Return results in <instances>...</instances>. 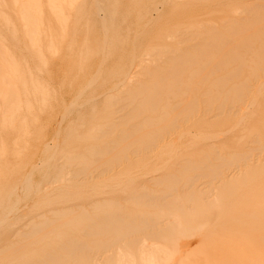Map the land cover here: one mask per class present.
I'll list each match as a JSON object with an SVG mask.
<instances>
[{
    "label": "rangeland",
    "instance_id": "1",
    "mask_svg": "<svg viewBox=\"0 0 264 264\" xmlns=\"http://www.w3.org/2000/svg\"><path fill=\"white\" fill-rule=\"evenodd\" d=\"M261 4L0 0V264H264Z\"/></svg>",
    "mask_w": 264,
    "mask_h": 264
},
{
    "label": "bare ground",
    "instance_id": "2",
    "mask_svg": "<svg viewBox=\"0 0 264 264\" xmlns=\"http://www.w3.org/2000/svg\"><path fill=\"white\" fill-rule=\"evenodd\" d=\"M256 6H257V5H256ZM251 8H252V7H251ZM250 10H251V9H250ZM248 12H249V14H250L251 11H248ZM252 12H254V13H256V14L258 13V14L260 15V17H259V15L257 14V17H259V18L256 19V20H254V21L252 22V24H256V25H259L260 27H264V4L258 5L257 7L253 8V11H252ZM248 23H249V22H248ZM250 25H251V24H250ZM234 26H235V25H234ZM236 26H237V27H236ZM236 26H235V28L237 29L239 26H238V25H236ZM244 27H245V25H244ZM256 27H257V26H256ZM245 28H247V27H245ZM242 29H243V27H242ZM252 29H253V28H252ZM232 30H233V29H232ZM238 30H239V29H238ZM211 32H212V31H211ZM241 33H243V31H242ZM211 34H212V33H211ZM219 35H220V33H219ZM221 35H222V34H221ZM214 36H215V35H214ZM216 37H217V36H215V38H214L213 40L210 41V42H212V45H214L215 42H216L215 45H218L220 42L222 43V41H225V40H226L225 42H227V41L231 40V38H230L229 40H227V38H225V36H224V38H223V37H220V36H218L217 38H216ZM215 39H216V40H215ZM243 43H244L243 45L246 46V48H247V47H251V45L253 44L252 41H248L246 38H245V39L243 38ZM204 45H205V44H204ZM238 45H239V43H238ZM240 45H241V43H240ZM221 46H222V45H221ZM241 46H242V45H241ZM244 46H243V47H244ZM262 46H263V45H262ZM205 47H206V46H205ZM217 47H218V46H217ZM243 47H242V48H243ZM218 48H219V47H218ZM236 48H237V47H236ZM239 48H240V46H239ZM263 48H264V47H263ZM223 49H224V48H223ZM224 50H225V49H224ZM224 50H223V51H224ZM261 50L264 52L263 49H261ZM202 51H203V50H202ZM207 51H208V50H207ZM219 52H220V51H219ZM232 53H233V55H232V58H231V59H234V58H235V59H237V60H241L240 62H243L242 56H240V52H238V49H237V51H235V53H234V52H232ZM203 54L207 57V56H209L210 52H209V54H208V52H207V53L204 52ZM217 54H218V53H217ZM221 54H223V53H220V55H221ZM227 54H228V53H227ZM229 55H230V54H229ZM184 56H185V55H184ZM184 56H183V57H184ZM211 56H212V55H211ZM214 56L216 57V55H214ZM224 56H226V55H224ZM224 56L222 55V58H224ZM227 56H228V55H227ZM227 56H226V58H227ZM233 56H234V58H233ZM219 57H220V56H219ZM210 58H211V57H210ZM210 58H209V60H210ZM212 58H213V56H212ZM220 58H221V57H220ZM263 58H264V57H263ZM263 58H261L262 61H263ZM188 59H189V56H188ZM188 59L186 58V60H188ZM215 60L217 61V59H215ZM215 60H214V58L212 59V61H214V62H213V66H214ZM225 60H226V59H225ZM256 60H257V59H256ZM189 61H190V60H189ZM218 61H220V62H218ZM218 61H217L216 63H221V60H220L219 58H218ZM223 61H224V59H222V62H223ZM233 61H234V60H233ZM177 62H178V61H177ZM179 62H181V61L179 60ZM193 62L197 64L196 60H195V61L192 60V63H193ZM209 62H210V61H209ZM246 62H247V61H246ZM194 63H193V64H194ZM216 63H215V64H216ZM243 63H244V62H243ZM261 63H262V62H260L259 65H261ZM181 64H182V63H181ZM207 64H208V63H207ZM207 64H206V65H207ZM210 64H212V62H210V63L208 64L209 66H205V67H207V68L210 69ZM223 64H224V63H223ZM256 64L258 65V61L256 62ZM194 65H195V64H194ZM219 65H220V64H219ZM243 65H244V64H243ZM200 66H201V65H200ZM215 66H218V65H215ZM205 67H203V68H205ZM211 67H212V65H211ZM203 68H202V70H203ZM207 68H206V70L204 69L203 71L207 72V71H208ZM217 68H218V67H217ZM237 68H238V67H237ZM240 68H241V65H240L239 69H240ZM172 69H173V68H172ZM197 69H198V68H197ZM211 69H212V68H211ZM174 70H176V67H175ZM180 70H181V69H180ZM202 70L199 71V69H198L196 72H199L198 74L200 75V74H201L200 72L204 73ZM234 70H235V69H234ZM165 71H166V70H165ZM171 71L173 72V70H171ZM176 71H177V70H176ZM235 71L237 72V70H235ZM239 71H240V70H239ZM156 72H157V71H156ZM168 72H169V71H168ZM168 72L166 71V73H165L167 76H168ZM172 72H171V73H172ZM174 72H175V71H174ZM174 72H173V73H174ZM158 73H159V72H158ZM234 73H235V72H234ZM238 73H240V72H238ZM156 74H157V73H156ZM163 74H164V73H163ZM163 74H162V75H163ZM204 74H205V73H204ZM229 74H230V73L228 72V75H229ZM171 75H173V76L175 75V78L178 79L177 76L179 75V72H177V74L174 73V74H171ZM171 75H169V76H171ZM181 75H182V74H181ZM232 75L234 76L233 72H232V74H231V77L229 76L230 79L232 78ZM160 76H161V75H160ZM173 76H172V77H173ZM203 76H204V75H203ZM226 76H227V75H226ZM226 76H224V77H226ZM161 77H162V76H161ZM192 77H193V75H192ZM224 77H222V78H224ZM222 78H220V79H222ZM162 79H163V80H164V79L166 80L165 77H164V78L162 77ZM191 79H192V78H191ZM220 79H219V80H220ZM227 79H228V77H226V80H227ZM163 80H162V81H163ZM222 80H224V82H225V79H222ZM222 80H221V81H222ZM175 81H176V79H175ZM229 81H230V80H229ZM229 81H227L226 83H228ZM163 82H164V81H163ZM172 82H173V81H172ZM190 82H191V80H190ZM224 82H223V84H224ZM221 83H222V82H221ZM156 85H157V83H156ZM173 85H174V84H173ZM181 85H182V84H181ZM191 85H194V84H191ZM224 85H226V84H224ZM246 86H247V85H246ZM156 87L159 88V86H156ZM163 87H164V86H163ZM190 87H191V86H190ZM168 88H169V87H168ZM222 88H223V87H222ZM234 88H235V87H234ZM247 88H248V87H247ZM154 89H155V88H154ZM191 89H192V88H191ZM238 89H239V87H238ZM156 90H157V88H156ZM156 90H155V91H156ZM158 90L161 91V90H163V89L160 90V88H159ZM158 90H157V91H158ZM159 91H158V92H159ZM209 92H210V91H209ZM234 92H235V90H234ZM236 92H237V91H236ZM239 93H241L240 90H239ZM156 94L159 95L158 93H156ZM234 95L237 96V94H234ZM241 95H242V94L239 95V98L242 97ZM158 97H159V96H158ZM217 97H218V95H217ZM217 97H216V98H217ZM237 97H238V96H237ZM156 98H157V97H156ZM156 98H155V99H156ZM219 98H220V97H219ZM239 98H238V99H239ZM158 99H159V98H158ZM212 99H213V98H212ZM236 99H237V98H236ZM210 100H211V99H210ZM227 100H228V99H227ZM184 102H185V101H184ZM188 102H189V100H188ZM188 102H187V103H188ZM211 102H212V101H211ZM221 103H222V102H221ZM243 103H244V101H242V104H243ZM152 104H153V103H152ZM231 104H232V102H231ZM145 105H146V104H145ZM154 105H155V104H154ZM208 105H209V104H208ZM210 105H211V104H210ZM142 106H143V105H142ZM153 107H154V106H153ZM222 107H223V106H222ZM141 108H142V107H141ZM164 108H165V107H164ZM174 108H175V107H174ZM230 108H231V107H230ZM232 108H233V107H232ZM176 109H178L177 112H179V113H180V112L186 113L185 119L190 118V115L192 116V114H193V113L195 112V110H196V102L192 100V101H190V103H189L188 105H186V104H185V105H184V104H179V105H178V104H177V108H176ZM223 109H224V107H223ZM144 110H145V109H144ZM173 110H174V109H173ZM173 110H172V111H173ZM228 110H230V109H228ZM239 110H240V109H239ZM140 112H141V111H140ZM173 112H174V111H173ZM175 112H176V110H175ZM176 118H177V117H176ZM160 119H161L160 121H161L162 123H164V124L167 123V122H169V121H170V122L172 121V123H173V122H175V120H176L175 117H174V119L172 118V120H169V118H168V117L166 118V116H162V117H160ZM151 120H153V119H151ZM160 121H159V122H160ZM188 121H189V120H188ZM150 123H151V121H150ZM157 126L159 127V125H157ZM173 126H174V125H173ZM163 128H164V126L161 125L160 128H157V130H159V132H158V131H157V133H154V132H153V133H154L153 135L150 133L151 131H149V129H148L149 132H148V131H145V133H144L143 135H140V134H142V132H140V133L138 132L139 134H138V135L136 134L138 137L132 135L131 138H132L133 141H135V142L140 140V141H141V144H142V146H140V147L148 148V147H151V145L156 141V140H155V139H157L156 137L160 135V130H162ZM136 129H137V128H136ZM150 130H151V128H150ZM124 133H125V132H124ZM126 133L128 134V136L130 135V134L128 133V131H127ZM126 133H125V135H126ZM131 134H132V132H131ZM134 135H135V134H134ZM156 135H157V136H156ZM123 136H124V135L122 134V138H123ZM128 136H126V138H127ZM130 136H131V135H130ZM124 137H125V136H124ZM146 137H147V138L150 137V138H149L150 141L148 140V142H146V139H145ZM124 139H125V138H124ZM127 139H128V138H127ZM132 139H131V140H132ZM131 140H128V141H131ZM130 145H131V144H130ZM130 145H129V146H130ZM154 146H155V145H154ZM98 149H99V148H98ZM101 149H102V148H101ZM105 149H106V148H105ZM105 149H104V153H105ZM110 149H111V148H110ZM99 150H100V149H99ZM118 150H119V149H118ZM102 151H103V150H102ZM102 151L100 150V152H102ZM106 151H107V149H106ZM108 151H111V152H112V150H108ZM113 152L116 153L117 150L115 151V150L113 149ZM113 152H112V153H113ZM97 153H99V152H97ZM102 153H103V152H102ZM102 153H101V154H102ZM104 153H103V154H104ZM109 153H110V152H109ZM122 153H124V150H123V149H122V150H119V152L117 153V155H116V154L114 155V154H111V153H110L111 156H112V155H114V156H112V157L110 156L108 159H107V157L103 156V154H102L103 158H106V160H104V163L106 162L107 164H108V163H111V164H112V162L114 161V159L117 158V157H119V155H121ZM124 154H125V153H124ZM125 156H126V154H125ZM123 157H124V156H123ZM126 157H127V156H126ZM121 158H122V157H121ZM99 159H102V158H99ZM117 159H118V158H117ZM119 159H120V158H119ZM101 161H102V160H101ZM116 161H117V160H116ZM99 163H100V162H99ZM84 164H85V163H84ZM96 164H97V163H96ZM93 165H95V164H93ZM106 166H107V165H106ZM197 166H198V165H197ZM109 167H110V165H109ZM109 167H108V168H109ZM186 167H187V166H186ZM204 167H205V166H204ZM207 167H208V166H207ZM87 168H88V167H87ZM108 168H107V169H108ZM110 168H111V167H110ZM215 168H216V167H215ZM83 169H84V168H83ZM88 169H89V168H88ZM219 170H220V169H219ZM219 170H218V171H219ZM84 171H86V170H84ZM84 171H83V172H84ZM210 171L212 172V169H211ZM80 172H81V171H80ZM87 172H88V171H87ZM106 172H107V171H106ZM214 172H215V171H214ZM219 172H220V171H219ZM84 173H85V172H84ZM84 173H83V174H84ZM78 174H80V173H78ZM81 174H82V172H81ZM105 174H106V173H105ZM212 174H213V173H212ZM214 174H216V172H215ZM76 175H77V174H76ZM85 175H88V173L85 174ZM196 176H197V175H196ZM196 176H195V177H196ZM210 176L212 177V175H210ZM171 177H172V176H171ZM171 177H170V178H171ZM173 177H174V176H173ZM160 180H161V179H160ZM160 180H159V181H160ZM169 180H170V179H169ZM86 181H87V180H86ZM192 181H193V180H192ZM50 185H51V184H50ZM52 189H53V188H52ZM145 193H146V192H145ZM143 194H144V193H143ZM144 195H145V194H144ZM146 195H147V194H146ZM165 195L167 196V194H164V196H165ZM164 196H163V197H164ZM154 197H155V196H154ZM167 197H168V196H167ZM157 198H158V196H157ZM153 199H154V198H153ZM100 205H101V204H100ZM106 205H107V203H106ZM153 205H154V204H153ZM66 210H67V209H66ZM66 210H65V211H66ZM57 213H58V212H57ZM59 213H60V212H59ZM78 215H79V214H78ZM79 216H80V215H79ZM108 216H109V215H108ZM76 217H77V216H76ZM76 217H75V218H76ZM85 217H87V215H86ZM111 218H112L111 222L113 221V223L110 222V223H111V226H112V224L114 225L115 222L118 221V220H117V219L115 220L113 217H111ZM111 218H110V219H111ZM113 219H114L115 221H114ZM62 220H63V219H62ZM64 220H65V219H64ZM71 220H72V219H71ZM98 220H99V218H98ZM104 220H105V219H104ZM108 220H109V218H108ZM108 220H107V223H106L105 225L109 227L110 224L108 223ZM52 221H53V220H52ZM58 221H59V220H58ZM81 221H82V220H81ZM123 221H124V220L121 221V219H120V222H123ZM42 222H43V221H42ZM54 222H55V221H54ZM79 222H80V221H79ZM47 223H48V222H47ZM58 223H59V222H58ZM61 223H62V222H61ZM63 223H64V222H63ZM77 223H78V222H77ZM116 223L118 224V222H116ZM144 223H145V222H144ZM52 224H53V223H52ZM43 225H44V224H43ZM118 225H119V224H118ZM122 225H123V223H122ZM122 225H120L121 228H123ZM146 225H147V224H146ZM38 226H39V225H38ZM106 226H105V227H106ZM114 226H116V224H115ZM114 226L110 227V228H112L111 231L113 230ZM123 226H124L125 229L129 228V226H128V227H126L125 225H123ZM43 227H44V226H43ZM105 227H104V228H105ZM108 227H107V229H109ZM133 227H134V226H132V228H133ZM136 227H137V226H136ZM116 228H118V230H119V227H118V226H116ZM116 228H115V229H116ZM137 228H138V227H137ZM137 228H136V229H137ZM40 229H41V227H40ZM33 230H35V229H33ZM38 230H39V228L37 229V231H38ZM53 230H54V227H53V228L50 227L49 229H46L44 232H42L43 235H42L41 239L46 238V237L48 236V234H49V235H50L51 233L53 234V232H54ZM108 231H109V230H108ZM121 231H122V230L120 229V232L118 233V235H116V240H115V241H117V237H119L120 234L122 233ZM127 231H128L129 233H130V232H131V233L133 232V230H131V231L127 230ZM134 231H135V229H134ZM31 232H32V230H31ZM39 232H40V231L36 232L35 235H37V233H39ZM94 232H95V231H94ZM114 232H115V231H114ZM34 233H35V232H34ZM95 233H96V232H95ZM95 233H94V234H95ZM125 233H126V230H125ZM116 234H117V229H116ZM126 234H127V233H126ZM126 234H124L123 237H125ZM122 235H123V234H122ZM122 235H121V236H122ZM127 235H128V234H127ZM28 236H29V235H28ZM38 236L40 237V235H38ZM38 236H37V238H38ZM121 236H120V237H121ZM120 237H119V238H120ZM150 237H151V236H150ZM161 237H162V236H161ZM120 239H122V238H120ZM35 240H36V239H35ZM262 241H263V240H262ZM27 242H28V241H27ZM31 242H32V240H31ZM113 243H114V242H113ZM113 243H112V244H113ZM143 243H144V242H143ZM112 244H111V245H112ZM20 245H21V244H20ZM22 245H24V244H22ZM74 245H75V247H76V244H74ZM98 246H99V245H98ZM101 246H102V245H101ZM101 246H100V247H101ZM104 246H105V248H106L107 245L104 244ZM96 247H97V246H96ZM109 247H110V246H109ZM9 248H10V247H9ZM66 248H67V247H66ZM78 248H80V247H78ZM81 248H82V246H81ZM81 248H80V249H81ZM103 248H104V247H103ZM105 248H104V249H105ZM12 252H13V251H12ZM62 256H65V255H62ZM51 257H52V256H51ZM52 258H53V257H52ZM56 258H57V257H56ZM49 259H50V257H49ZM50 260H51V259H50ZM53 260H54V259H53ZM0 261H1V260H0ZM51 262H52V261H51ZM45 263H46V262H45Z\"/></svg>",
    "mask_w": 264,
    "mask_h": 264
}]
</instances>
